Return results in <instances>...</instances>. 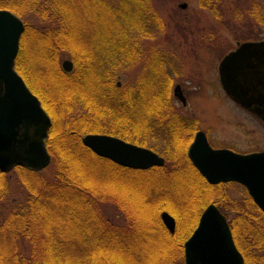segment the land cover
<instances>
[{
    "label": "rangeland",
    "instance_id": "rangeland-1",
    "mask_svg": "<svg viewBox=\"0 0 264 264\" xmlns=\"http://www.w3.org/2000/svg\"><path fill=\"white\" fill-rule=\"evenodd\" d=\"M254 1L256 0H215L218 3V17L221 15V19L204 9L200 4L201 0H149V4L143 6H136L137 3L133 5L134 1L132 2V0H0V6L4 3L13 6L14 4L11 3L14 2L20 14L18 17L30 27V33L24 38L21 47L20 62H23H21L20 68L30 82L34 84L35 89L42 92V95L47 99L48 106L52 108L56 117V126H59V130H69L73 124L70 123L72 122L70 119L71 117L75 119L76 116L78 119L76 125L79 128L93 127L86 128L92 130H107L105 124L111 122L110 120L126 122L124 120L126 118L127 124L130 125L131 129L137 131L138 136L136 138L132 136V139L136 141L122 140L150 149L160 156L162 154L169 155L168 157L171 158L174 154L169 152L170 149L165 151L168 143L170 141L182 143L186 140V150L196 131L205 133L211 144L217 147H233L244 153L264 151V124L225 94L219 83L218 75L221 59L228 52L235 50L238 44L264 40V27L260 28L255 21L247 16L237 18L241 11L246 15V12L258 0ZM183 4L186 5L185 9L180 8ZM145 14H149L152 20L145 22L143 19ZM136 16H142L146 26L143 29L146 30L141 38L130 36V44L124 50L129 59L125 61L126 63L119 62L122 61V58L114 59L112 57L117 53L116 49L107 48L106 52L112 51L111 59L107 64L102 62L103 67L106 68L115 66V83L120 94L119 92L115 94L116 99L114 100L115 103L117 101V103L125 102L122 109L110 106L113 111L118 110V114L108 111L109 100L101 96L102 93H99L98 86L95 87L91 79L88 82L84 81L86 82L84 89L73 91L74 88L63 85L62 80L53 74L50 92H43L47 85L45 82L47 79L42 75L39 77L37 75L32 76L29 60L34 57V68L39 73L46 71L45 64L49 65L53 57L59 61L61 70L63 61L68 60L73 64L71 71L73 72L75 67L73 57L78 56L79 53L87 52L86 49L89 47L85 41L89 43L96 38L98 52L101 53L107 47L108 39L117 33L119 27L134 29ZM60 18H63L62 27L75 26L80 35L78 39L72 40L66 34L58 37L60 43L55 40V20ZM94 21L96 23H93ZM115 23L119 26L116 29L113 27ZM92 24L98 30H91ZM34 30L44 31V33L39 36L34 35ZM128 32L130 34L133 31L128 30ZM47 34L52 35V38L48 40ZM75 35L77 34L75 33ZM114 38L118 39L116 36ZM116 39L113 41H117ZM58 45L59 49L56 47ZM119 50L122 49L119 47ZM101 56L98 54L99 58ZM39 57L44 58L41 65L38 60ZM35 74L37 73L35 72ZM176 85L180 86L186 105H183L173 94ZM71 93H77L79 96H72ZM86 93L88 94L86 95ZM68 97L72 98L67 100ZM137 99L142 101L143 106L139 107V111L134 105V109L130 112L136 115L129 119L125 112L129 111L127 109H131L134 103H140L137 102ZM56 101H59L60 106H62L60 115L53 108ZM126 106L130 107L126 109ZM66 116H70L68 117L70 119ZM87 134L103 133H84L79 137L80 142L82 137ZM172 137L173 140H171ZM52 168L51 158L50 165L43 169L41 174L43 176L50 175ZM165 168L164 165L163 167H152L141 171L135 176L138 178L137 180H140L136 183L121 177H117L118 179L108 178L105 170L101 174L96 173L94 175L97 178L95 188L99 189L98 187H100V189H105L108 193L113 194L116 202L107 200L98 202L97 212L99 215L120 228H124L127 225L126 220L131 221V218L138 217L136 219L139 222H144L143 217L147 216L145 214L159 215L160 220L163 212H167L172 217H174L172 214L181 217L182 211L179 210L178 202H181V199L186 200L192 193L202 195L203 191H192V188H195L193 186L195 184L193 179L195 178L191 174L193 172L185 167L176 170L178 181L176 179L173 182L170 180L161 181L154 178L160 169ZM3 174H5V183L2 181L4 183L2 184L0 179V187L4 188L2 189L4 192L0 191V222L4 214L19 208L28 195V187L19 180L20 176L16 173V168ZM181 180L185 181L186 187L183 186ZM162 184V187L168 189V193L177 194L174 199V195L171 196V194L158 198L152 196L156 195L153 193L154 189L156 191V185ZM102 186L103 188H101ZM223 192L226 199L224 204L227 202L228 204L222 210L237 229L239 223L235 219V213L241 212L239 209L242 202L245 201V197L242 196V188L230 184L224 187ZM209 204L211 203H206L199 210L197 222L185 241L191 236L201 213ZM144 206L146 208L141 209ZM162 206L169 209L161 210L156 214V211ZM142 210H144L143 213ZM126 213H129V216ZM254 222V220H249V223L253 225ZM183 223L181 222L182 225ZM168 234L172 235L169 232ZM15 239L16 251L21 264H31L29 243L22 236ZM243 242L251 244L249 240L244 239ZM255 248L244 246L249 263L264 264V261H261L264 257V250L262 251L260 248L256 250ZM182 252V260H179L178 264H184L183 247ZM254 259L253 263L252 260Z\"/></svg>",
    "mask_w": 264,
    "mask_h": 264
},
{
    "label": "trees",
    "instance_id": "trees-1",
    "mask_svg": "<svg viewBox=\"0 0 264 264\" xmlns=\"http://www.w3.org/2000/svg\"><path fill=\"white\" fill-rule=\"evenodd\" d=\"M132 2L133 5L137 3L136 6L149 4V0H132ZM11 4L14 5L12 6L4 3L0 8H4L20 16L15 3L12 2ZM200 4H202L204 9H207L214 16L221 19V15L218 17V3L215 2V0H201ZM246 13L245 15V13L241 11L237 18H244L247 16L255 21L260 28L264 27V0H258ZM145 15L146 16L143 17L145 22L152 20L149 14ZM143 19L142 16H136L134 18L136 22L134 24V29L130 27L128 29H123L115 23L113 27H115V29L119 27L120 29L117 30L114 36L108 39L106 42L107 47L103 49L101 53L98 52V47L96 45L98 42L96 38L93 37L94 39L89 43L85 41L86 45L89 44L88 48L83 45L87 48V52L82 54L79 53L81 57H78L79 55L73 57L75 67L74 71L69 74L61 70L59 61L56 60V57H53V60L51 58L49 65H47V63L45 64L47 67L45 72L39 73L36 68H34L33 57L29 60L32 76L37 75V77H39L42 75V77L47 79V81H45L47 85L43 92H50L53 74L62 80L63 85L65 84L67 87L70 86L69 88H74L73 91L84 89L86 87V82L91 79L95 87L98 86L99 93H102L101 96L109 100L108 111L118 114V110H116V112L112 109H122V107L125 106V102L117 103V101L115 103L114 100L116 99L115 94L120 91L117 89L118 87L115 83V66L112 65L106 68L105 66L103 67L102 62L106 64L109 63L112 51L109 50L106 52V49L111 48L112 50L116 49L117 52L112 57L114 59L122 58V61L119 62L126 63L125 61L129 58L124 50L126 46L130 44V36L141 38L146 30L143 29L145 26ZM59 20H61L60 23ZM55 21L56 41L60 43L58 37L66 34L69 35L72 40L78 39L80 35L75 26H69L70 28L62 27L63 18L56 19ZM93 23L96 22L94 21ZM92 26L93 28H91V30L97 29V27H94V24H92ZM29 28L30 27L25 24V31L20 41V48L15 62V69L31 91L39 98L43 108L51 118V127L48 133L46 146L52 158L53 168L50 175L43 176L41 172L39 173L22 167H16V173L20 176L19 180L28 187V195L19 208L4 214L1 219L0 264H21L16 251L15 238H18V236H22L29 243L31 264H178L183 256V243L197 222L199 210L209 202H213L222 210L223 207L228 204L227 201V204H224L226 200L225 197L217 187L207 186L204 180L192 167L185 156L186 140L182 143L170 141L168 146L165 147V151H169L170 149L169 152L174 154V156L170 158L168 157L169 155L162 154L166 159V168L160 169V172H158V175L154 176V178L160 179L161 181L170 180L173 182L175 179L178 181L179 179L176 178V170L185 167L193 172L191 174H193L192 176L195 178L193 179L195 180V184H193L195 188H192V191H203V194L201 193L202 195H195V193L191 192L192 194H190L189 198L186 200L181 199V202H178L180 207L178 208L182 211L181 217H177L171 213L176 220L175 233L170 236L163 226L159 215L157 216L155 214H145L147 216L143 217L144 222H139L137 220L138 217H135V219L131 218V221L126 220L127 225L124 226V228L114 225L105 217L99 215L97 212L98 202H102V200L115 202V198L113 194L108 193L105 189L102 190L100 187H98L99 189L95 188V180L97 178H95L94 175L96 173L101 174L105 170V172L107 171V176H105L108 178L114 179L121 177L136 183L140 180H137L138 178L135 176L141 173V171L123 168L107 159L97 157L82 145L79 137L84 133L98 132L117 136L132 142L136 141L132 139V136L136 138L138 133L133 128L131 129L130 125L127 124L126 118L124 119L126 122H117L116 120H110L111 122L106 121L107 124L105 125L107 126H103H105L107 130H92L86 128L93 127L84 126L79 128L76 125V122H78L77 116L75 119L72 117L71 119L68 118L71 115L66 116V118L72 121L70 123L74 124L70 126L71 130H59V126H56V117L53 114L52 108L48 106L47 99L42 95V92L35 89L34 84L30 82L27 75L20 68L21 62H23H20L22 57L21 47L24 38L30 33ZM128 30H132L136 33L131 32L129 34ZM33 32L34 35L38 36L44 33V31L36 30ZM75 33L77 35H75ZM51 36L47 34L46 38L49 40L52 38ZM115 36L118 37V39L114 38ZM113 39L117 41H113ZM117 46L123 51L119 50ZM56 47L59 49V45ZM78 51L80 50L78 49ZM98 54L102 56L99 58ZM38 60L41 65L44 58L39 57ZM35 72L37 74H35ZM87 94L88 93H86V95ZM71 95L78 94L71 93ZM70 98L72 97H68L67 100ZM67 102L70 103V101ZM137 102L140 103H134L131 109H127V107L130 106H126V109L129 111L125 113L129 119L133 117V115H136L131 113L130 110H133L136 106L140 111L139 107L141 108V106H143L141 100L137 99ZM59 103V101H56L53 104V108L58 115L61 114L60 110L62 107ZM110 106L113 108L110 109ZM96 120L99 119L96 118ZM171 140H173V137ZM4 178L5 174L0 172L1 182L4 181L5 183ZM4 183L2 182V184ZM181 183L185 186V181L181 180ZM156 186V191L154 189L153 192L156 195H152L155 198L164 195L168 196L172 193H168V189L162 187L163 184ZM0 188V191L4 192V190H2L4 188ZM101 188H103V186ZM173 195L174 199L177 194H171V196ZM244 197L245 201L242 202L240 209L238 207L239 211L243 214L251 213L258 215L255 217L243 215L241 220H239L241 223L238 222V230L232 225L235 237L237 235L240 237L243 233H248L252 230H264V216L260 214L258 208L246 194H244ZM177 200L178 197L176 198V202ZM143 208L145 209L146 207L144 206L141 209ZM168 209V207L162 206L156 211V214L159 213V211L161 212V210ZM143 211L144 210H142V213ZM222 211L224 212V210ZM127 215L129 216V213ZM237 220L238 219H236V221ZM249 220H254V225L249 223ZM181 222H184L183 225ZM260 248L262 251L264 250V246L260 245ZM261 261H264V257ZM246 264H250L248 260H246Z\"/></svg>",
    "mask_w": 264,
    "mask_h": 264
},
{
    "label": "water",
    "instance_id": "water-1",
    "mask_svg": "<svg viewBox=\"0 0 264 264\" xmlns=\"http://www.w3.org/2000/svg\"><path fill=\"white\" fill-rule=\"evenodd\" d=\"M185 9L186 5L180 6ZM24 23L12 12L0 9V172L15 167L40 172L51 163L46 139L51 120L39 99L15 71V59ZM73 64L65 60L64 72ZM219 82L226 95L264 124V40L243 42L223 57L218 66ZM173 94L185 105L181 88ZM82 144L100 158L133 170L162 167L164 159L150 149L114 136L87 134ZM187 154L193 166L210 184L234 182L244 187L264 214V151L237 154L213 150L204 134L197 132ZM166 230L173 234L175 219L161 214ZM184 264H244L226 219L214 204L201 213L197 226L183 244Z\"/></svg>",
    "mask_w": 264,
    "mask_h": 264
},
{
    "label": "flooded vegetation",
    "instance_id": "flooded-vegetation-1",
    "mask_svg": "<svg viewBox=\"0 0 264 264\" xmlns=\"http://www.w3.org/2000/svg\"><path fill=\"white\" fill-rule=\"evenodd\" d=\"M17 58V57H16ZM15 62H16V59H15ZM15 71H16V69H15ZM17 72V71H16ZM18 73V72H17ZM27 85V84H26ZM28 87V86H27ZM29 88V87H28ZM29 90L31 91V89L29 88ZM32 92V91H31ZM33 93V92H32ZM34 94V93H33ZM35 95V94H34ZM36 96V95H35ZM41 102V101H40ZM46 111V110H45ZM197 132H200V131H196L194 134H193V138H192V141H191V143L193 142V140H194V137H195V135H196V133ZM202 132V131H201ZM203 133V132H202ZM204 134V136H205V139H206V141H207V143H208V145L213 149V150H218V149H227V150H230V151H232V152H234V153H237V154H246V153H244V152H240V151H238L237 149H235V148H233V147H217V146H215V145H213V144H211V142H210V140H209V138L207 137V135L205 134V133H203ZM190 143V144H191ZM190 146V145H189ZM189 146L186 148V150H185V156H186V158L188 159V161L190 162V164L191 165H193L192 164V162H191V160L189 159V157H188V154H187V150H188V148H189ZM255 152H257V151H255ZM248 153H254V152H248ZM247 153V154H248ZM163 159H164V165L166 164V159H165V157H163V156H161ZM163 165V166H164ZM162 166V167H163ZM193 167V166H192ZM195 168V167H194ZM196 169V168H195ZM196 171H197V169H196ZM199 175H200V177L204 180V182L206 183V185L207 186H210V187H217L219 190H220V192L222 193V195L225 197V194H224V187H227V185H230V184H232V185H237V186H240L241 188H242V196H244V194H246L248 197H249V195H248V193L246 192V190H245V188H243L241 185H239V184H237V183H232V182H230V183H220V184H217V185H210L202 176H201V174L200 173H198ZM250 198V197H249ZM251 199V198H250ZM251 201H252V199H251ZM211 204H214L213 202H210ZM217 208H218V210L220 211V213L223 215V217L226 219V221H227V224L229 225V228H230V231H231V234H232V237H233V241H234V243H235V246H236V248H237V250L239 251V253L241 254V256L243 257V261H244V264H246V260H248L249 258H248V256H247V254H246V251H245V249H244V246H251V247H256L257 246V248H255L256 250L257 249H259L260 248V245L261 246H264V230H255V231H250V232H248V233H243L242 234V238H239L238 237V235L235 237V235H234V233H233V229H232V223L229 221V219H228V215L226 214V213H224L216 204H214ZM260 214L262 215V216H264V214L260 211ZM235 215H236V219H238L237 221L238 222H240L241 223V221H239V220H241V217L243 216V215H248V216H252V217H255L256 215H258V214H251V213H242V212H237V213H235ZM174 218V217H173ZM175 219V218H174ZM175 230H176V220H175ZM174 233H175V231H174ZM173 233V234H174ZM172 234V235H173ZM260 235H262V236H260ZM246 240V241H250V243L251 244H245L244 242H243V240ZM263 243V244H262ZM261 249V248H260ZM251 257H252V255H251ZM252 258H254V257H252ZM249 261V260H248ZM253 261V263H254V261H255V259L254 260H252Z\"/></svg>",
    "mask_w": 264,
    "mask_h": 264
}]
</instances>
